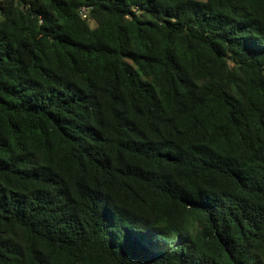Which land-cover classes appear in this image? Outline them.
I'll return each mask as SVG.
<instances>
[{
  "label": "trees",
  "instance_id": "obj_1",
  "mask_svg": "<svg viewBox=\"0 0 264 264\" xmlns=\"http://www.w3.org/2000/svg\"><path fill=\"white\" fill-rule=\"evenodd\" d=\"M0 264H264V0H0Z\"/></svg>",
  "mask_w": 264,
  "mask_h": 264
},
{
  "label": "built area",
  "instance_id": "obj_2",
  "mask_svg": "<svg viewBox=\"0 0 264 264\" xmlns=\"http://www.w3.org/2000/svg\"><path fill=\"white\" fill-rule=\"evenodd\" d=\"M91 7L90 6H81L78 8V15L83 20H88L90 16Z\"/></svg>",
  "mask_w": 264,
  "mask_h": 264
},
{
  "label": "rangeland",
  "instance_id": "obj_3",
  "mask_svg": "<svg viewBox=\"0 0 264 264\" xmlns=\"http://www.w3.org/2000/svg\"><path fill=\"white\" fill-rule=\"evenodd\" d=\"M201 1H203V0H201ZM91 24V23H90ZM92 25V24H91Z\"/></svg>",
  "mask_w": 264,
  "mask_h": 264
}]
</instances>
